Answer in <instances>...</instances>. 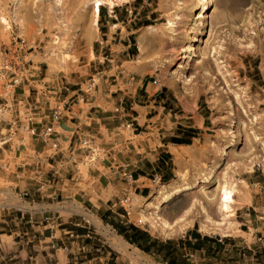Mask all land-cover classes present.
I'll return each mask as SVG.
<instances>
[{
    "label": "rangeland",
    "instance_id": "1",
    "mask_svg": "<svg viewBox=\"0 0 264 264\" xmlns=\"http://www.w3.org/2000/svg\"><path fill=\"white\" fill-rule=\"evenodd\" d=\"M95 1L0 0V17L8 24L7 44H0V63L7 56L22 70L17 85L13 84V76L0 71V156L2 143L22 141L26 135L19 110L20 99L26 92L30 104L36 102L40 93L62 101L70 99V104L72 93L82 96L104 85L108 94L113 89V97L118 98L120 110L115 114L124 117L129 101L133 100V78L161 82L164 93L177 105V112L182 110L178 101L200 102L208 119L200 139L210 142L202 141L198 155L189 158L183 171L176 168V177L171 181L149 182L147 193L136 192L138 196L132 192L125 203V218L161 247L179 242L195 230L206 238L233 241L238 250L233 256L235 264H264V0H127L112 8L102 5L98 9L97 30L87 40L76 29V20ZM204 4H208L207 13L196 24ZM20 19L27 21L34 34L30 41L21 34ZM170 23L175 28H170ZM195 24L197 31L191 30ZM143 37L146 69L140 76L135 68ZM195 39L194 53H185L187 43ZM117 85L123 86V90L116 89ZM55 108L45 109L42 118L52 122ZM154 116L152 113L149 117ZM28 122L30 131L33 127L30 119ZM135 133L141 134L137 140L147 141L145 133L150 131L142 127ZM168 133L178 135L175 128ZM17 167L18 164H12L11 169ZM7 168L0 163V191H7L6 202L15 205L17 196L9 193L16 187L15 180L4 176ZM80 170H86L84 165H80ZM209 174L211 182L203 185L201 181ZM172 184H190L192 188L163 204L158 191ZM247 196L252 203L242 206ZM101 211L106 210L95 213L100 219ZM207 218L225 224L228 233L203 230L202 223ZM91 220L97 228L104 227L106 235L110 231L116 236L111 230L113 219L108 218V226L96 217ZM179 223L188 226L176 234L166 233L161 227L165 224L178 228ZM116 232L119 234L118 228ZM250 238L252 243H248ZM108 245L105 243L104 255L85 251L76 254L74 262H167L163 256H146L136 249L133 251L138 257L132 262L131 250L117 261L109 255Z\"/></svg>",
    "mask_w": 264,
    "mask_h": 264
},
{
    "label": "crops",
    "instance_id": "2",
    "mask_svg": "<svg viewBox=\"0 0 264 264\" xmlns=\"http://www.w3.org/2000/svg\"><path fill=\"white\" fill-rule=\"evenodd\" d=\"M132 82L136 87L126 119L115 114L120 110L118 98L113 97V89L108 94L104 85L82 96L72 93L70 104V99L62 101L46 93H40L33 104L27 92L21 97L19 110L28 137L24 134L22 141L2 143L0 156V163L9 166L4 176L15 180L16 187L9 193L18 199L17 204L8 205V192L0 191V264H76V254L85 251L104 255L107 242L109 255L117 261L131 250L132 262L138 257L136 249L146 256H163L166 264L169 260L175 264H235L233 256L238 250L233 241L206 238L195 230L162 247L151 237L143 246L145 250L131 242L137 232L129 226L139 228L125 218V201L131 199L132 192L145 194L149 182L171 181L176 168L183 171L189 158L198 155L200 143L210 142L200 139L208 119L198 100L178 101L182 110L177 112L161 82L146 77L133 78L130 85ZM116 89L123 90V86ZM48 108H55L52 122L42 118ZM152 113L155 116L150 118ZM130 121L133 129L127 127ZM50 127L52 134L43 136ZM142 127L150 131L145 133L147 141L137 140L141 134L135 132ZM173 128L178 135L168 133ZM174 138L185 141L176 144ZM84 142L97 148L98 156L92 157ZM12 164H18L16 170L11 169ZM80 165L86 168L84 172ZM250 203L247 196L242 206ZM101 209L106 211H101L100 219L95 213L100 214ZM91 217L107 226L108 218L113 219L112 227L126 229L127 237L112 227L116 236L110 231L106 235L105 228H97ZM252 242L250 238L248 243Z\"/></svg>",
    "mask_w": 264,
    "mask_h": 264
},
{
    "label": "bare ground",
    "instance_id": "3",
    "mask_svg": "<svg viewBox=\"0 0 264 264\" xmlns=\"http://www.w3.org/2000/svg\"><path fill=\"white\" fill-rule=\"evenodd\" d=\"M126 1L127 0H96L95 5L89 7L88 12L86 10H84L86 12H83L81 15L78 16V18L76 20V25H75L76 29H78L79 32L82 34V36L84 38H86L87 40L93 38L92 35L97 30L96 24L98 21V9H99V7L102 5H106V6L108 5L109 7L112 8L116 4L121 3V2H126ZM207 10H208V4H204L202 6L201 13L197 16V19L195 21L196 24H197V21H201V19L205 16V14L207 13ZM19 23L21 25V34L23 35L24 38H26L27 40L30 41L33 38L34 34H33L32 30L30 29L29 24L24 19L23 20L20 19ZM196 24L193 26V28L191 27L192 28L191 30L197 31L198 28H196ZM169 26H170V28H175L173 23H170ZM18 27H20V26H18ZM150 30H151V35H153L154 34V32H153L154 28H151ZM7 32H8V24L4 23L2 18L0 17V44L6 43L8 41ZM196 40L197 39H195L194 41L192 40L189 43H187L188 45L185 47V53H192L193 52ZM139 51H140V56H139L138 61H137V66L135 68V72L137 74H140V75L143 74L144 75V72L146 69V62H145V59H146L145 58L146 41H145V37L140 39ZM181 59H183V58H181ZM180 68H181V64H179V66H178V69H180ZM210 182H211L210 174L205 176L203 178V180L201 181V183L203 185L209 184ZM191 188H192V186H190V184L185 185V186H182V185L178 186V184H172L170 186L163 187V190H159L158 194L162 196L163 204H166L169 201L180 196L184 192L190 190ZM203 207H205V206H203ZM201 210L204 211V208L203 209L201 208ZM200 214L202 215L201 212H200ZM204 219H205V217H204ZM184 220L181 222H187ZM202 224H203V230H208V232L209 231L210 232L211 231L221 232V233H224V235L228 233L229 227L225 226V224H223V223H217V222L213 223L210 221V218H209V220L207 218V221H204ZM187 226H188L187 223H184L182 225L180 224V227H178V228H177V226L175 228V227H167L165 224L161 225L163 231H165L166 233L170 232L171 234H176L178 232H181Z\"/></svg>",
    "mask_w": 264,
    "mask_h": 264
},
{
    "label": "built area",
    "instance_id": "4",
    "mask_svg": "<svg viewBox=\"0 0 264 264\" xmlns=\"http://www.w3.org/2000/svg\"><path fill=\"white\" fill-rule=\"evenodd\" d=\"M5 58L3 59V63H0V71H2L4 73V75H11L13 76L14 80H13V84L17 85L20 83L21 81V76H22V70L20 68V65L16 64L13 62V60H10L9 57L4 56ZM59 115L55 114V119H58ZM128 128H134V122H128L127 124ZM53 129L47 128L44 132H43V136H50L52 134ZM84 146H87V150H89L92 154V157H94V155L98 156V150L97 148H94V146L92 144H90L89 142H84L83 143ZM129 202V200H126L125 203L127 204Z\"/></svg>",
    "mask_w": 264,
    "mask_h": 264
},
{
    "label": "trees",
    "instance_id": "5",
    "mask_svg": "<svg viewBox=\"0 0 264 264\" xmlns=\"http://www.w3.org/2000/svg\"><path fill=\"white\" fill-rule=\"evenodd\" d=\"M190 138H192V136ZM172 141H174V143H176V144H183L185 140H182V139H179V138H174V139H172ZM188 141L189 140H187L185 143L189 144L190 142H188ZM129 228L132 229L134 232H137L136 236L131 240V242L133 244H135L136 246H138V248H140L142 250H145L143 246L150 242V240H151L150 236L147 235L146 233H143V232L139 231L134 226H129ZM119 232H120V234L122 236L127 237L126 229H124V228L121 229L120 228Z\"/></svg>",
    "mask_w": 264,
    "mask_h": 264
}]
</instances>
